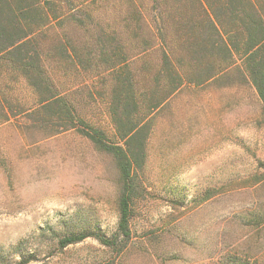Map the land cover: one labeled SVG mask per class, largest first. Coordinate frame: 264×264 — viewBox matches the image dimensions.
Wrapping results in <instances>:
<instances>
[{"label":"rangeland","instance_id":"1","mask_svg":"<svg viewBox=\"0 0 264 264\" xmlns=\"http://www.w3.org/2000/svg\"><path fill=\"white\" fill-rule=\"evenodd\" d=\"M66 31L84 59L88 37L71 25ZM47 35L46 53L54 47ZM45 62L59 93L117 142L108 114L113 73L86 62L74 73L57 51ZM7 68L0 73L11 111L0 124V264H264V116L250 84L188 83L153 111L130 240L109 247L88 238L64 248L60 240L72 233L117 236L120 172L77 130L52 136L58 127L44 125L35 91Z\"/></svg>","mask_w":264,"mask_h":264},{"label":"trees","instance_id":"2","mask_svg":"<svg viewBox=\"0 0 264 264\" xmlns=\"http://www.w3.org/2000/svg\"><path fill=\"white\" fill-rule=\"evenodd\" d=\"M101 14L111 15L114 23L103 24ZM69 25L88 37L81 52L84 59L76 50L80 41L67 34ZM46 34L54 43L47 53L64 55L74 73L85 62L98 74L113 73L108 114L117 142L82 118L57 90L42 47ZM128 44H133L131 52L124 47ZM136 60L143 65L133 72L130 66ZM4 65L35 91L44 125L58 127L52 136L77 130L98 151L112 156L120 172L117 236L87 230L65 236L60 245L96 238L115 246L119 238L130 240L133 208L145 193L138 172L149 138L145 119L153 111L188 83L219 88L250 84L264 116V0H0L1 74ZM7 100L0 94V124L10 120ZM78 123L88 130L78 129Z\"/></svg>","mask_w":264,"mask_h":264}]
</instances>
